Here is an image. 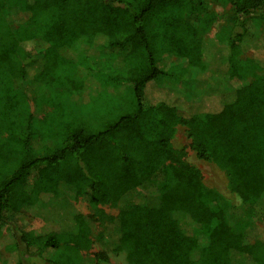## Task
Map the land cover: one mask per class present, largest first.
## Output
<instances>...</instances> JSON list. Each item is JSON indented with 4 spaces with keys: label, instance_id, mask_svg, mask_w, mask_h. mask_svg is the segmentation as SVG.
Segmentation results:
<instances>
[{
    "label": "trees",
    "instance_id": "16d2710c",
    "mask_svg": "<svg viewBox=\"0 0 264 264\" xmlns=\"http://www.w3.org/2000/svg\"><path fill=\"white\" fill-rule=\"evenodd\" d=\"M209 1L0 0L3 264H87L94 245V264H112L111 254L129 264H264V59L242 48L250 23L264 21V0H223V14ZM164 61L180 78L194 70L198 88L215 76L236 84L197 109L160 82ZM105 65L102 80L129 94L86 97L95 113L67 111L62 79L84 94ZM32 100L46 104L39 119ZM37 123L52 141L39 150ZM178 125L241 203L216 202L187 147L172 144Z\"/></svg>",
    "mask_w": 264,
    "mask_h": 264
},
{
    "label": "rangeland",
    "instance_id": "374dc122",
    "mask_svg": "<svg viewBox=\"0 0 264 264\" xmlns=\"http://www.w3.org/2000/svg\"><path fill=\"white\" fill-rule=\"evenodd\" d=\"M209 5L216 10L219 14H223L226 11H228L229 6L228 4L223 0H210ZM220 26V23H217L211 31H205L203 32L205 37H209L213 31L218 29ZM37 40H30L26 41L24 43V46L27 50H33L37 47ZM243 53L246 56H251L256 59H264V21H254L250 23V28L247 33V35L244 38L243 41ZM161 68L168 71L167 76H162L160 79V82L164 85L168 86L170 89H172L174 92L190 99V101H195L198 104L197 109L201 108L200 106L203 105L208 106L210 104V94L211 93H218L220 88H229L236 84V81L230 80L228 78L222 77V76H215L217 78H212L204 84L202 87H196L193 85L192 82V76L196 73L194 70L190 69L188 73H186L185 78H180L179 76L174 75V72L177 73V67L179 65H175L174 62L171 61H164L160 63ZM108 72V65H105L104 67L100 66V73L99 74H93L95 76H92V83L90 87H88L86 93L79 94L76 93L74 90L69 89V84L65 79H62V82L58 85L60 89L52 88L47 89V91L51 92V90L54 92V89L62 90V88H66L68 86V91L63 93L61 95V99L59 98V101H62L66 110H74V109H80L81 107H85L87 109H90L91 113H95L97 111V107L95 104L92 105L90 102L86 103L85 99L88 96H99L100 94L104 95H118V96H125L128 95L129 92L126 88L117 87L114 84H108L102 80V77L104 74ZM64 80V81H63ZM229 81V82H228ZM65 82V85H64ZM217 84V85H215ZM158 89V88H157ZM162 90V89H161ZM41 94H47V93H40ZM209 95V96H208ZM85 102V103H84ZM86 104V105H83ZM88 104V105H87ZM45 102L42 101H31L29 108L32 110L34 115L39 119L43 115L46 114L47 108H45ZM51 115L48 113L49 118ZM39 124V123H37ZM40 125V124H39ZM49 128V125L46 127L45 125L39 126V131L36 132V134L32 138V144L34 147L39 150L42 146L51 144V139L46 135L45 131ZM190 140L187 138L185 133V126L178 125L177 130L175 132L174 137L172 138V144L174 146H186V159L199 167L203 173V182L207 189H211L214 192V197L216 199V202L221 204H226V206L230 204H239L241 203L238 196L231 192L228 188V180L226 177V174L223 170H221L216 164L206 162L201 160L197 157L196 153L189 147ZM77 206L79 209H81L82 212L85 214H92L95 209L94 207L85 199H81L77 201ZM101 208L106 210L107 212L111 214L118 213V208L109 206V205H102ZM18 219L20 220L21 224L26 225L28 228H40L41 222L39 220H36L32 217L28 216H19ZM264 227V226H263ZM8 226L2 224L0 226V264H3L5 259H7V255L5 252L4 244H5V238H3V234L7 231ZM200 240L202 244H206V237L202 234L200 235ZM100 250L99 245H94L93 248H91L88 251L83 252L85 254L87 264H94V254L95 252ZM111 262L112 264H129L124 256H116L114 254H111Z\"/></svg>",
    "mask_w": 264,
    "mask_h": 264
}]
</instances>
